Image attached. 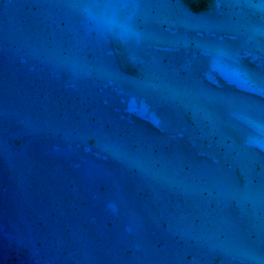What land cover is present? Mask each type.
<instances>
[{
  "label": "water",
  "instance_id": "95a60500",
  "mask_svg": "<svg viewBox=\"0 0 264 264\" xmlns=\"http://www.w3.org/2000/svg\"><path fill=\"white\" fill-rule=\"evenodd\" d=\"M0 264H264V0H0Z\"/></svg>",
  "mask_w": 264,
  "mask_h": 264
}]
</instances>
